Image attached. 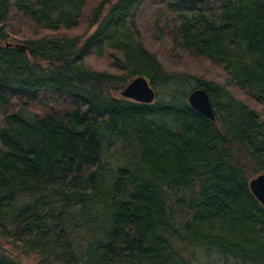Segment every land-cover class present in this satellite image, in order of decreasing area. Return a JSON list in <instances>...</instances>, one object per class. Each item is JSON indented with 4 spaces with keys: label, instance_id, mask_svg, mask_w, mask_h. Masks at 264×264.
Here are the masks:
<instances>
[{
    "label": "trees",
    "instance_id": "1",
    "mask_svg": "<svg viewBox=\"0 0 264 264\" xmlns=\"http://www.w3.org/2000/svg\"><path fill=\"white\" fill-rule=\"evenodd\" d=\"M139 76L154 102L121 95ZM256 173L264 0H0V240L39 264H264Z\"/></svg>",
    "mask_w": 264,
    "mask_h": 264
},
{
    "label": "water",
    "instance_id": "2",
    "mask_svg": "<svg viewBox=\"0 0 264 264\" xmlns=\"http://www.w3.org/2000/svg\"><path fill=\"white\" fill-rule=\"evenodd\" d=\"M125 98L141 103H152L156 99V89L145 76H139L130 81L122 90ZM189 103L204 116L215 120L214 107L208 92L204 88H196L189 95ZM249 187L253 195L264 205V173L249 180Z\"/></svg>",
    "mask_w": 264,
    "mask_h": 264
},
{
    "label": "rangeland",
    "instance_id": "3",
    "mask_svg": "<svg viewBox=\"0 0 264 264\" xmlns=\"http://www.w3.org/2000/svg\"><path fill=\"white\" fill-rule=\"evenodd\" d=\"M247 162V161H246ZM248 169V172L252 174L253 169L251 168V164L245 165ZM259 173L253 174L252 177L257 176ZM251 177V178H252ZM250 178V179H251ZM0 248L3 250V252L10 257L24 263V264H39V259L37 256L33 254H28L24 252L22 249L5 242L4 240H0ZM218 258L213 255V262H215Z\"/></svg>",
    "mask_w": 264,
    "mask_h": 264
}]
</instances>
